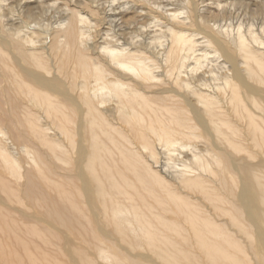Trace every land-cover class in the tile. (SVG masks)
Masks as SVG:
<instances>
[{
	"label": "bare ground",
	"instance_id": "6f19581e",
	"mask_svg": "<svg viewBox=\"0 0 264 264\" xmlns=\"http://www.w3.org/2000/svg\"><path fill=\"white\" fill-rule=\"evenodd\" d=\"M198 1L0 0V191L56 192L21 228L72 264H264V23Z\"/></svg>",
	"mask_w": 264,
	"mask_h": 264
},
{
	"label": "rangeland",
	"instance_id": "374dc122",
	"mask_svg": "<svg viewBox=\"0 0 264 264\" xmlns=\"http://www.w3.org/2000/svg\"><path fill=\"white\" fill-rule=\"evenodd\" d=\"M153 1H156L158 3L162 2L164 4L169 3V2L172 1V3H174V4H176L178 6L179 4L180 5L184 4L187 0H171V1H169V0H153ZM94 2H96L97 6H99V8H102V12H106L107 13L108 10H109L108 13H110L111 12L110 11V7H115V8L117 7L118 8L117 4L116 5H115V3L111 4L112 2H110V0H94ZM198 2L200 4V8H201L202 12H204V11L214 12L215 10L216 11L218 10L219 12L217 11V13L219 15L220 14L222 15V13L225 14L224 15L225 19H222V17H220V19L216 23H218L220 25H223V24H228V23L241 22L242 25H243V28L251 26L253 29H256V32L260 33L259 26L264 23V10H263V14L262 15H257V14H255V11H256L255 8H256V6H264V0H199ZM100 4H103V5H100ZM108 6H110V7L108 8ZM217 6H219V7H217ZM169 8H171V6H169ZM260 34H261L262 39H264V33H260ZM49 133L51 134L52 132H49ZM1 139L2 140H0L1 141L0 143L3 144L2 146L6 145L5 148H8L7 150L10 151V153L12 155L14 154L15 158H19L20 157L19 154H18L19 157L16 155V153L18 151H20V149L16 150V146L20 147V146H23L25 144L32 146L31 142L28 141L26 136H24L20 140L16 141V145L15 146L11 144V142H10V140H8V138L3 139L1 137ZM20 148H22V147H20ZM22 160H23V158H22ZM28 163L27 164L25 163L24 167L25 166L26 167H31L32 163H30V162H28ZM3 172L4 171L1 169V165H0V174L3 175L4 174ZM7 174H6L5 177L9 181H11L10 182V186H13V188L15 190L17 189L16 191H18L20 188L16 184L13 183L10 175L9 174L7 175ZM33 179L36 180L35 178H32V180ZM21 182H23V180H21ZM37 192L38 191L35 192L34 190H31V191H28V193H25V195L24 194L21 195L23 198H25V200H26L25 202H28L30 205H33L34 209L31 210V209H27L26 208V212H24L25 215H20L16 211V209H23L24 204L21 205V203L23 202V198H18L16 196V199H15V197L13 196V197H11V200H9L8 198H6L5 194H3L0 191V202L4 204L3 205V204L0 203L1 204L0 207H3V208L5 207L6 208L5 212L1 215L5 219H2L0 221V226L1 227L3 226L2 227L3 230L0 232V256H1L0 264H20V263L21 264H32L31 261H30V257H29L30 255H32V259L36 255V257H35L36 259L34 258V260H37V261L42 260V259H44L46 257L47 259H49V264H60L59 262H61V264H64V263L65 264H72L71 256H69L70 254L64 253L63 250L64 251L66 250L65 252H67V250L71 251L72 249H74V250H76V252H74V255H76V253H77V251L79 249H80L79 252H82L83 249H84V248L83 249L80 248V247H83V246H79L80 245L79 243H81V242L84 243L85 239H86V242L89 241L88 238H85L82 235L80 237V233L77 234V231L74 232L75 230L74 231L70 230L69 229L70 227H71V229H72V227H73V229L75 228L74 225H70L71 223L70 224L67 223L68 225L66 224L67 230H65V228H63L64 230H62L61 229L62 227H57L58 231H60V229L62 230V234H61V232L59 233L60 239L58 241L55 240V238L51 239L50 243H48L47 245H46V243L43 244L41 242L42 240L37 238L36 236H35L36 237L35 238L32 234L30 235L29 233H26L25 231H24L25 232L24 233L23 230H22L23 226H25V227L26 226L27 227L33 226L37 222L38 219H41L42 221H44L46 219L47 220L50 219V222H52V224L54 223L56 225L57 222L60 223L58 221V217H59V216H57L58 213L61 214V212H62L68 218H72V217H70L71 215L69 213H67L68 209L65 208L64 203L62 204V201H60L61 199L58 198V195L56 194L55 191L53 192V190H50V191L49 190H41L42 195H40V196L38 195ZM18 193H20V191ZM12 194L13 195L14 194L17 195V193H14V192H12ZM6 195H8V194H6ZM45 200H46V202H44ZM31 201H32V203H31ZM51 202H53V203H51ZM42 205L44 207H46V208H43ZM35 206H36V208H35ZM7 207H8V209H7ZM9 208H11V210H9ZM2 211H4V210L2 209ZM51 213L53 214V216L51 215ZM55 219H56V222H55ZM6 220H7V226L5 227L4 221H6ZM9 222H11L10 226H9ZM13 222H15V223H13ZM16 223L19 226V229L18 228H14ZM21 226H22V228H21ZM17 231H18V233H17ZM67 231H68V233H67ZM70 231L72 233L69 236V234H70L69 232ZM13 233H15V234H13ZM67 235H68V240H67ZM77 235H79V237ZM49 236L50 235H48V238H49ZM78 238H81V239H78ZM82 238H83V240H82ZM236 238H237L236 240H238L239 236H237ZM74 241H76L75 244H74ZM29 242H31V243H29ZM41 244H43V246H41ZM120 245H121V247L126 248V244L125 243L124 244L121 243ZM34 246H36V247H34ZM25 247H28V248L26 249ZM77 247H78V249H77ZM35 248H36V250L38 252L35 250ZM54 248H56V250ZM81 249H82V251H81ZM27 251H30L33 254H30V252L27 253ZM26 255H28V257H27L28 260L26 259ZM49 255H50V257H49ZM89 256L87 258H89ZM67 257H68V259H67ZM3 261H4V263H3ZM99 262H100V264H104L101 261H99ZM99 262H98V264H99ZM108 264H110V263H108Z\"/></svg>",
	"mask_w": 264,
	"mask_h": 264
}]
</instances>
